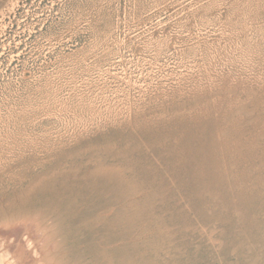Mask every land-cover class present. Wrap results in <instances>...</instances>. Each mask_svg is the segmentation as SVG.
<instances>
[{"label": "rangeland", "instance_id": "rangeland-1", "mask_svg": "<svg viewBox=\"0 0 264 264\" xmlns=\"http://www.w3.org/2000/svg\"><path fill=\"white\" fill-rule=\"evenodd\" d=\"M24 217L62 264H264V0H0Z\"/></svg>", "mask_w": 264, "mask_h": 264}, {"label": "bare ground", "instance_id": "bare-ground-1", "mask_svg": "<svg viewBox=\"0 0 264 264\" xmlns=\"http://www.w3.org/2000/svg\"><path fill=\"white\" fill-rule=\"evenodd\" d=\"M25 217L24 220H20V222L24 225V228L13 229L19 231L18 235H15V231L9 232L4 229H0V264H28V260L27 262H24L27 255L33 264H62V262L57 259L58 257L55 255L57 253L55 252V246L57 245H55V243H53L54 240L50 238V234L54 233V235H56V232L49 233L48 230L50 228L47 229L46 226H42L43 224L40 225L41 223H39V219H34L36 216H33L34 220L32 217L31 219H25ZM3 218L1 220H3ZM15 221H17V219ZM57 250H59V246Z\"/></svg>", "mask_w": 264, "mask_h": 264}]
</instances>
